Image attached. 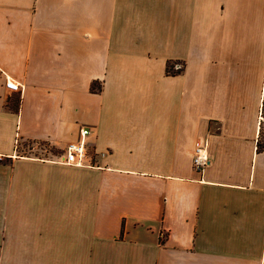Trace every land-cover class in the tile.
Returning a JSON list of instances; mask_svg holds the SVG:
<instances>
[{"label":"crops","instance_id":"obj_1","mask_svg":"<svg viewBox=\"0 0 264 264\" xmlns=\"http://www.w3.org/2000/svg\"><path fill=\"white\" fill-rule=\"evenodd\" d=\"M261 113L264 0H0V264H264Z\"/></svg>","mask_w":264,"mask_h":264},{"label":"built area","instance_id":"obj_2","mask_svg":"<svg viewBox=\"0 0 264 264\" xmlns=\"http://www.w3.org/2000/svg\"><path fill=\"white\" fill-rule=\"evenodd\" d=\"M175 69L181 70L182 65L177 64ZM6 88L14 91L20 92L21 85L15 80L7 77ZM264 121V116L261 113L260 115V123ZM90 134V129L82 128L80 131V137L78 141L71 142L67 145L64 152L59 156V162L63 164L76 165V166H84L88 163V141L87 138ZM210 159L207 150V143L199 144L194 150L193 157V166L194 168L202 172L209 164Z\"/></svg>","mask_w":264,"mask_h":264},{"label":"trees","instance_id":"obj_3","mask_svg":"<svg viewBox=\"0 0 264 264\" xmlns=\"http://www.w3.org/2000/svg\"><path fill=\"white\" fill-rule=\"evenodd\" d=\"M171 69H172V67H171ZM171 72H173V71L171 70Z\"/></svg>","mask_w":264,"mask_h":264}]
</instances>
